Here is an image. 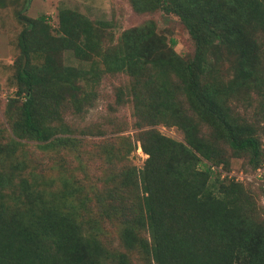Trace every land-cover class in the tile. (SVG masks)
I'll use <instances>...</instances> for the list:
<instances>
[{
    "label": "trees",
    "instance_id": "1",
    "mask_svg": "<svg viewBox=\"0 0 264 264\" xmlns=\"http://www.w3.org/2000/svg\"><path fill=\"white\" fill-rule=\"evenodd\" d=\"M130 2L137 10L178 15L194 41L192 55L180 56L176 39L168 42L151 20L126 28L120 44H105L107 35L90 17L62 7L55 32L46 15L27 18L15 75L24 96L19 104L8 101L16 136L74 147L63 113L80 114L94 90L81 89L77 78L86 70L58 62V51L99 56L100 73L127 72L138 139L148 153L142 173L147 207L136 167L115 146L109 156L125 164L110 173L113 183L98 197L100 218L120 224L127 250L106 248L88 221L64 203L43 201L41 192L31 206L20 198L10 202L4 191L10 177L0 173V264H264V217L252 189L219 172L229 163L223 144L246 155L253 171L264 162V0ZM35 51L46 53L43 63L31 62ZM225 57L230 63L223 72ZM251 92L254 99L245 100ZM253 102L254 115L238 110ZM159 122L175 124L181 139L156 129Z\"/></svg>",
    "mask_w": 264,
    "mask_h": 264
},
{
    "label": "rangeland",
    "instance_id": "2",
    "mask_svg": "<svg viewBox=\"0 0 264 264\" xmlns=\"http://www.w3.org/2000/svg\"><path fill=\"white\" fill-rule=\"evenodd\" d=\"M67 7L79 10L90 17L96 26L103 31L105 44L122 42L126 28L151 20L156 30L165 35L173 44L176 52L182 57H189L194 52V41L188 29L175 13L167 14L162 9L137 10L130 0H0V173L10 177L6 184V197L10 202L20 198L31 206L33 195L41 192L43 201L64 203L71 208L75 216L92 225L101 243L108 249H122L120 224L115 219L100 218V193L106 192L112 185L111 172L121 167L124 162L117 157L109 156V148L117 147L127 157V163L134 165L138 173V192L144 207H147L143 184V168L148 157L140 139V128L136 124V114L129 89L130 77L125 70L115 73L101 72L102 63L99 56L90 55L81 58L74 55L71 49H62L56 54L58 62L74 65L86 70L77 78L81 89L94 90L90 104L80 114H73L70 109L63 113L72 135L76 139L74 147L50 146L31 138L18 137L11 130L8 114L14 110L8 101L15 99L19 104L24 96L19 91L16 80V68L19 55V34L27 24V18L46 15L55 32L59 8ZM46 53L32 52V63H43ZM230 60H222L221 70L227 69ZM118 89L122 91V101L116 100ZM250 93L245 100L254 99ZM248 104H246L247 106ZM254 102L238 110L254 115ZM262 119L261 115H256ZM256 116H254L256 118ZM164 135L181 139V130L175 124L159 122L154 125ZM202 129L206 132L207 127ZM264 144V131L260 132ZM229 157L228 164H221L219 172L226 181L242 182L252 189L256 202V212L264 217V178L257 177L248 165L246 155H234L223 144ZM254 178V180H249ZM252 181L253 184H250ZM23 182V185H21ZM66 190V191H65ZM25 191L31 193L28 198ZM64 204H62L64 206ZM144 235L151 237L149 223L146 222ZM150 243V242H149ZM151 246V244H150ZM128 253H137L130 250Z\"/></svg>",
    "mask_w": 264,
    "mask_h": 264
},
{
    "label": "built area",
    "instance_id": "3",
    "mask_svg": "<svg viewBox=\"0 0 264 264\" xmlns=\"http://www.w3.org/2000/svg\"><path fill=\"white\" fill-rule=\"evenodd\" d=\"M213 168H216L215 166H213ZM255 175L259 178V177H261V178H264V162L260 165V166H258L257 168H256V170H255Z\"/></svg>",
    "mask_w": 264,
    "mask_h": 264
}]
</instances>
